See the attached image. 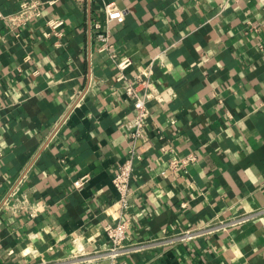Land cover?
<instances>
[{"label": "crops", "instance_id": "obj_1", "mask_svg": "<svg viewBox=\"0 0 264 264\" xmlns=\"http://www.w3.org/2000/svg\"><path fill=\"white\" fill-rule=\"evenodd\" d=\"M21 1L0 0V264H264V212L174 237L264 206V0H44L14 28ZM109 2L124 11L108 24L112 54L93 26ZM49 17L61 36L45 35ZM125 57L130 75L155 58L163 97L147 104L125 213L124 242L152 243L109 258L132 131L115 79Z\"/></svg>", "mask_w": 264, "mask_h": 264}, {"label": "built area", "instance_id": "obj_2", "mask_svg": "<svg viewBox=\"0 0 264 264\" xmlns=\"http://www.w3.org/2000/svg\"><path fill=\"white\" fill-rule=\"evenodd\" d=\"M44 0H22L19 3L18 9L6 16L9 24L14 28H20L28 24L32 18L41 17L43 14ZM124 19V11L116 6L113 2L106 3L104 5V19L95 20L93 23L96 28V38L100 41L99 49L111 53L112 44L109 41V29L108 24L112 20L122 21ZM49 27V31L45 32V35L54 33L56 36H61L60 26L63 24V19L58 17H49L45 21ZM154 57L146 65L138 66L133 74L126 72L127 68L132 64V60L129 57L115 60L117 67V75L115 79L120 81V87L125 97L130 100L132 104L131 120L132 131L131 141L126 149V156L124 160L116 167L112 184L115 188L117 196L114 203L119 206V214L116 219L108 221L103 229L109 240L108 247L100 252L102 255L109 258H115L123 253L131 250H136L149 243H125V230L128 226V218L125 217V213L129 207V195L132 192L131 178L134 175V169L136 162L142 159V153L137 148L138 141H145L147 139V127L146 119L149 116L148 102L155 100L161 102L163 97L155 82L151 79L154 65ZM196 161L194 153H188L181 158H172L169 160V166L176 168L179 164L186 167ZM88 179V175L79 176L74 179L73 184L76 187L81 186ZM260 212H264V206L257 208L251 212L241 213L237 216H233L227 220H219L214 225H208L204 227H192L186 229L180 233L174 235L181 240L194 237L199 234L209 233L218 228H225L234 224L246 221ZM39 264H48L40 262Z\"/></svg>", "mask_w": 264, "mask_h": 264}]
</instances>
